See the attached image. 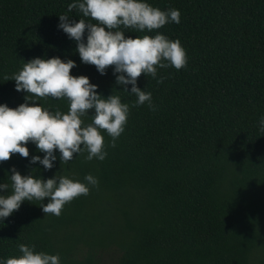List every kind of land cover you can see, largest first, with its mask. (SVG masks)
I'll return each instance as SVG.
<instances>
[{
  "label": "trees",
  "instance_id": "trees-1",
  "mask_svg": "<svg viewBox=\"0 0 264 264\" xmlns=\"http://www.w3.org/2000/svg\"><path fill=\"white\" fill-rule=\"evenodd\" d=\"M74 2L0 0V105L15 109L27 95L5 76L34 58L58 57L73 60L70 74L88 77L98 95H118L128 104L127 123L115 147L102 132L103 161H87L83 152L61 164L57 150L53 168L45 170L30 162L44 153L29 142L28 158L13 154L0 163V184H9L0 195L12 194L13 167L44 180L98 179L58 217L43 213L47 199H33L0 221V261L22 255L18 245L25 244L59 255L60 264H264V0H143L161 11L179 10L180 23L120 30L132 38L179 39L187 54L179 71L158 68L155 79L138 78L155 111L147 102L133 107L137 97L116 84L113 67L100 75L81 62L58 16L96 21L69 12ZM28 101L53 113L69 110L64 98L29 95ZM92 115L82 118L84 125Z\"/></svg>",
  "mask_w": 264,
  "mask_h": 264
},
{
  "label": "clouds",
  "instance_id": "clouds-1",
  "mask_svg": "<svg viewBox=\"0 0 264 264\" xmlns=\"http://www.w3.org/2000/svg\"><path fill=\"white\" fill-rule=\"evenodd\" d=\"M73 9L96 21L79 19L76 22L67 14L58 16V27L76 42L81 62L94 66L100 75H106V70L113 67L116 84L137 97L133 107L147 102L150 110L155 111L151 93L140 90L138 78L150 75L155 79L158 68L174 67L177 71L185 68L186 51L179 39L170 40L163 34L126 37L120 29L152 32L170 22L179 24V10L161 11L143 0H77L68 5L69 12ZM75 67L71 59L65 62L58 57L34 58L24 63L22 70L11 78L4 77L15 81L17 92L27 95L25 103L15 109L0 105V163L10 160L13 154L28 158L26 145L29 142L44 153L43 159L34 156L30 162L43 165L45 170L53 168L57 150L61 164L83 152H87V161L94 158L103 161L107 156L103 131L112 138L111 147H115L127 123L129 105L122 103L118 95L112 94L106 99L98 95L97 86L91 84L88 77L70 74ZM163 79L161 77L157 83H162ZM127 85H131L130 93ZM29 95L67 99L69 110L67 114L59 110L53 113L35 101L29 103ZM90 110H94L91 123L84 125L82 118L89 116ZM259 124L264 131V117ZM11 173L12 194L0 195V221L18 211L22 203L33 199L42 202L47 199L48 203L41 205L43 213L58 217L66 204L89 194V185L98 186V179L91 174L85 176V184L66 176L55 175L47 180L32 174L22 176L14 167ZM8 189V183L0 184V191L8 192ZM18 249L22 255L0 261V264H60L59 255L36 253L34 246L19 244Z\"/></svg>",
  "mask_w": 264,
  "mask_h": 264
}]
</instances>
